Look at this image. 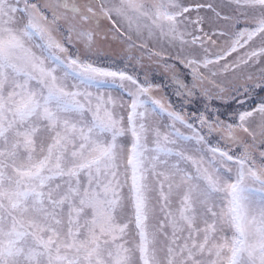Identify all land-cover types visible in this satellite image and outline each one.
<instances>
[{"label":"snow or ice","instance_id":"snow-or-ice-1","mask_svg":"<svg viewBox=\"0 0 264 264\" xmlns=\"http://www.w3.org/2000/svg\"><path fill=\"white\" fill-rule=\"evenodd\" d=\"M0 264H264V0H0Z\"/></svg>","mask_w":264,"mask_h":264},{"label":"rangeland","instance_id":"rangeland-1","mask_svg":"<svg viewBox=\"0 0 264 264\" xmlns=\"http://www.w3.org/2000/svg\"><path fill=\"white\" fill-rule=\"evenodd\" d=\"M205 3V2H215L222 3L223 0H185V3ZM203 15L204 13H200ZM197 13H191V19L195 20ZM109 23L107 21L103 22L101 25V35L97 37V45L100 49L101 56L103 58V64L105 66L115 63V67L118 69L126 70L130 75L137 77L141 82L144 81L145 76L152 84L161 85L159 90L153 92V95L156 98H160L166 102H170L177 111L180 110L179 104L180 101L175 95V85L167 79V73L164 69V61H157L155 57L149 59L147 55L142 54L139 48L132 49L130 52L127 51L126 45H124L119 40H113L111 34H109L107 39L103 38V32L108 31ZM207 30V29H205ZM215 38V37H214ZM135 40L136 37L133 36ZM138 45L146 44L149 49L153 51H161V44L157 43L155 40L149 39L147 36L142 38L141 40H136ZM257 43L259 41L257 40ZM220 42L218 41V46ZM215 50V49H213ZM163 51L165 53V59H167V55L169 52H175V49H168L167 45L163 46ZM129 56L132 58L129 59ZM137 57L141 59L137 62ZM169 63L172 61L169 60ZM114 95L116 93L114 92ZM122 99L124 101L128 100L127 95L120 93ZM201 105L200 101H195L191 106L187 107V112L191 113L199 108ZM126 115V113H125ZM223 118V117H222Z\"/></svg>","mask_w":264,"mask_h":264}]
</instances>
